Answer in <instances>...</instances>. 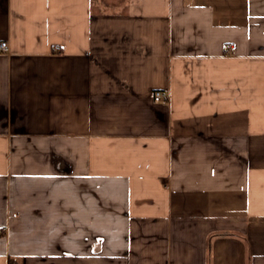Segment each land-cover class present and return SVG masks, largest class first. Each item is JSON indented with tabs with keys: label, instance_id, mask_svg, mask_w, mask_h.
Wrapping results in <instances>:
<instances>
[{
	"label": "crops",
	"instance_id": "crops-1",
	"mask_svg": "<svg viewBox=\"0 0 264 264\" xmlns=\"http://www.w3.org/2000/svg\"><path fill=\"white\" fill-rule=\"evenodd\" d=\"M0 41V264H264V0H0Z\"/></svg>",
	"mask_w": 264,
	"mask_h": 264
},
{
	"label": "built area",
	"instance_id": "built-area-1",
	"mask_svg": "<svg viewBox=\"0 0 264 264\" xmlns=\"http://www.w3.org/2000/svg\"><path fill=\"white\" fill-rule=\"evenodd\" d=\"M10 50L9 45L6 41H0V52H8ZM154 99L157 102H167L169 100V96L162 91H155Z\"/></svg>",
	"mask_w": 264,
	"mask_h": 264
}]
</instances>
